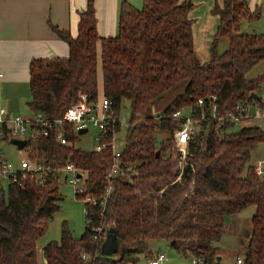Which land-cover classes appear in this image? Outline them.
Segmentation results:
<instances>
[{
    "label": "trees",
    "instance_id": "16d2710c",
    "mask_svg": "<svg viewBox=\"0 0 264 264\" xmlns=\"http://www.w3.org/2000/svg\"><path fill=\"white\" fill-rule=\"evenodd\" d=\"M141 2L140 9L122 2L117 34L104 38L97 33L89 0L75 36L52 27L67 43L68 56L30 62L26 107L31 115L58 120L81 96L89 95L93 101L100 93L111 102L117 119L124 102L129 108L119 162L130 170L110 179L112 191L103 210L88 208L84 234L74 238L63 225L59 242L43 247L42 262L134 264L151 248L150 242L164 240L198 264H218L222 261L218 241L227 218L254 207L245 252L235 259L264 264V175L249 165L253 151L264 143V130L257 125L237 128L224 116H240L237 107H250L252 94L264 108V72L246 76L264 60V35L242 30L243 21H258L260 12L249 11L246 0L215 3L212 14L220 23L210 59L202 62L194 50L191 0ZM221 40H227L222 52ZM169 97V103L158 106ZM199 99L202 106L197 105ZM213 108L222 122L213 119ZM184 110L197 121L199 131L182 152L173 135L183 120L172 115ZM119 129L117 124L115 132ZM64 136L65 146L56 132L27 144L37 160L54 169L42 184L27 180L0 190V264H40L37 243L63 199L57 169L72 163L85 176L90 195L104 194L112 151L76 147L78 137L70 126ZM100 227L113 228L120 240L116 260L100 254L104 239H94V229ZM82 253L89 259L83 260Z\"/></svg>",
    "mask_w": 264,
    "mask_h": 264
},
{
    "label": "built area",
    "instance_id": "2783aa9c",
    "mask_svg": "<svg viewBox=\"0 0 264 264\" xmlns=\"http://www.w3.org/2000/svg\"><path fill=\"white\" fill-rule=\"evenodd\" d=\"M212 100H215V98L212 97ZM255 100L256 99L253 100L254 102L250 107L243 108V104L237 107L240 116L226 113L224 115L225 118L232 120L235 124L248 118L264 119V108L259 107ZM261 100L262 104H264V97H261ZM245 103L247 102L245 101ZM203 104V100L199 99L197 101V105L202 106ZM212 111L213 119H216L219 123L222 122V118H216L214 114L215 108H213ZM172 116L183 120V125L175 131L173 139L176 147L184 152L188 141L194 134L193 129L194 127H198V124L197 121L192 119L191 113L184 116L183 112L176 111ZM158 118H160V116H158ZM117 124H120L119 119L113 114L111 102L105 97L92 101L89 95H83L78 101L66 109L61 119L54 121L46 119L40 114L31 115V117L28 118L20 115H13L4 108H0L1 140H5V133H7L8 141H25L24 147L21 150H17L20 153H25L27 156V158L17 161L6 158L0 150V190L5 185H22L27 180L42 184L47 172L54 170H51V167L46 163L37 160L32 155L29 148H27L28 142L37 141L43 136H48L56 132L58 142L62 146H65L68 143V140L64 136L66 126L72 127L77 137H81L89 132V130H92L95 143L92 151L95 153H99L104 149H110L112 151L113 164L106 170L107 185L104 194L100 197L90 195L86 188V178L72 163H67L63 168L57 169V171L59 172V179L61 174H65L64 180L72 187L75 198L84 203V215H88V208L90 206L98 207L103 210L106 207L107 199L112 191L110 179L116 176L118 172L130 170L123 169L120 166L119 159L121 157V152L116 149L115 141V127ZM84 130H86L85 133H80ZM109 135H111V137L107 139ZM255 168L258 175H264V169L260 165L255 166ZM94 231V239L99 241L105 239L106 230L104 228H96ZM81 257L83 260L89 259L85 253H82ZM164 258L165 256L160 253L156 258L151 260L149 264H161ZM198 262L197 260H193V264H198ZM218 264L230 263L221 261ZM233 264H243L242 258H236Z\"/></svg>",
    "mask_w": 264,
    "mask_h": 264
},
{
    "label": "crops",
    "instance_id": "0c3cea01",
    "mask_svg": "<svg viewBox=\"0 0 264 264\" xmlns=\"http://www.w3.org/2000/svg\"><path fill=\"white\" fill-rule=\"evenodd\" d=\"M88 1L0 0V108L13 115L31 117L26 107L30 99V62L68 56L67 43L52 27L75 36L80 14L86 10ZM122 2L134 6L140 0H92L100 37L116 36ZM246 4L249 11L260 12L259 20L253 23L261 22L260 34L264 35V0H246ZM247 30L243 31L249 34ZM257 165L264 169V160ZM221 256L222 262L227 260L223 254Z\"/></svg>",
    "mask_w": 264,
    "mask_h": 264
},
{
    "label": "rangeland",
    "instance_id": "374dc122",
    "mask_svg": "<svg viewBox=\"0 0 264 264\" xmlns=\"http://www.w3.org/2000/svg\"><path fill=\"white\" fill-rule=\"evenodd\" d=\"M192 9L189 13V18L192 21V33L194 50L200 61L206 62L210 59V47L214 35L219 26V19L217 16L212 14V8L215 4V0H191ZM218 5L222 4V0H217ZM135 8L140 9L142 2L134 5ZM243 21V30L250 34H260L262 29H260V23H253L252 25ZM227 48V40H221L219 45V51L222 52ZM264 72V61L256 64L248 73L247 77L252 78L260 73ZM100 93L98 98H101ZM264 97V95H263ZM171 97L164 99L158 106H164L166 102L169 103ZM189 110H184V116L189 114ZM129 118V108L126 102L123 103V107L120 110L119 122L120 129L115 134L116 149L120 150L123 146V140L127 128ZM257 125L262 130H264V119L248 118L242 120L240 123L236 124L237 128L245 127L248 125ZM199 131V126L194 127L193 132L196 135ZM75 146L85 150L92 151L94 149L95 143L93 139V131L89 130L86 134L78 137ZM0 150L3 155L8 159L22 160L27 158L26 154L19 152L15 145L11 144L9 141L1 140L0 137ZM264 160V143L258 145V147L251 154L249 165L256 166L259 162ZM84 176V175H83ZM65 174H61L59 179V193L62 196V200L59 202V210L53 214L51 221L49 222L47 231L45 235L37 243L39 255V263L46 264L42 262V249L49 242H59L61 238L62 226L65 225L70 231L72 237L80 238L85 231V216H84V203L77 200L74 196L72 187L64 180ZM85 177V176H84ZM254 207H248L241 213L235 216L227 218L224 227V234L218 241V246L220 247V253L223 254L225 259L223 262L233 264L235 261V256H243L245 252L244 243L247 242V234L251 231V218L254 214ZM147 252L138 255V261L134 264H149L153 258L160 253H162L165 258L161 264H193L191 257L184 253L183 251L175 250L169 248L164 240L153 241ZM153 250L151 257L148 255L150 250ZM228 256V257H227ZM110 259L116 260L117 256H109ZM238 258V257H237ZM241 258V257H240ZM151 259V260H150Z\"/></svg>",
    "mask_w": 264,
    "mask_h": 264
},
{
    "label": "water",
    "instance_id": "95a60500",
    "mask_svg": "<svg viewBox=\"0 0 264 264\" xmlns=\"http://www.w3.org/2000/svg\"><path fill=\"white\" fill-rule=\"evenodd\" d=\"M251 96L256 100L258 99V97L255 94H252ZM85 132L86 130L80 133H85ZM9 142L15 145L18 150H21L25 145V141H20V140H10ZM156 155H158V152L156 153ZM119 249H120V240L116 237L114 229L109 227L106 230L105 239L101 244L100 254L102 256L109 257L112 255H116ZM218 261H220V258H218Z\"/></svg>",
    "mask_w": 264,
    "mask_h": 264
}]
</instances>
